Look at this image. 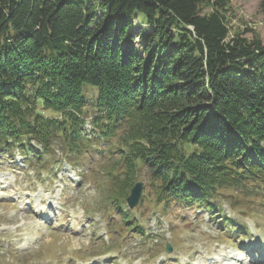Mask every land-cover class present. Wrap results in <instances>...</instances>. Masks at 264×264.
<instances>
[{"label":"trees","instance_id":"obj_1","mask_svg":"<svg viewBox=\"0 0 264 264\" xmlns=\"http://www.w3.org/2000/svg\"><path fill=\"white\" fill-rule=\"evenodd\" d=\"M229 3L0 0V155L38 166L58 151L75 167L111 155L99 141L118 133L119 159L101 170L127 225L120 201L141 170L164 207L213 211L220 190L264 184V44L228 36Z\"/></svg>","mask_w":264,"mask_h":264},{"label":"rangeland","instance_id":"obj_2","mask_svg":"<svg viewBox=\"0 0 264 264\" xmlns=\"http://www.w3.org/2000/svg\"><path fill=\"white\" fill-rule=\"evenodd\" d=\"M263 2L230 0L228 36L256 37L264 44ZM133 23V46L140 50L147 27ZM85 88L84 128L91 135L96 112L90 99L97 90ZM117 134L99 141L111 155L97 151L91 159L79 158L75 167L58 151L44 157L49 165L38 166L17 151L0 155V264H264V184L220 190L210 202L213 211L164 207L156 205L141 170L137 206L130 210L126 197L120 201L132 217L124 223L111 201L114 188L101 170L119 159Z\"/></svg>","mask_w":264,"mask_h":264},{"label":"water","instance_id":"obj_3","mask_svg":"<svg viewBox=\"0 0 264 264\" xmlns=\"http://www.w3.org/2000/svg\"><path fill=\"white\" fill-rule=\"evenodd\" d=\"M142 187L143 184L141 182H137L131 187L129 195L126 199V203L129 209H133L138 204L142 193ZM165 251L168 253L171 252L169 246H166Z\"/></svg>","mask_w":264,"mask_h":264}]
</instances>
